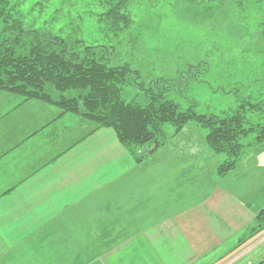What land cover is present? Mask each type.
<instances>
[{"label": "crops", "instance_id": "0c3cea01", "mask_svg": "<svg viewBox=\"0 0 264 264\" xmlns=\"http://www.w3.org/2000/svg\"><path fill=\"white\" fill-rule=\"evenodd\" d=\"M3 93L0 264L264 260V229L250 228L264 207V167L247 166V155L223 179L194 182L196 160L174 158L171 170L162 160L137 162L112 128L87 133L77 116L58 111L18 133L22 123L8 142L3 125L31 100ZM205 146L203 161L212 151ZM180 165L187 182L179 181Z\"/></svg>", "mask_w": 264, "mask_h": 264}, {"label": "rangeland", "instance_id": "374dc122", "mask_svg": "<svg viewBox=\"0 0 264 264\" xmlns=\"http://www.w3.org/2000/svg\"><path fill=\"white\" fill-rule=\"evenodd\" d=\"M6 5L7 14L18 18L21 26L17 27V34L19 30L23 34L20 45L24 41L28 48L35 41L64 45L81 57L106 52L108 66L130 71V82L123 89L126 102L145 105L148 92L160 84L169 85L166 95L177 109L193 106L202 114L233 109L248 93L264 97V0H8ZM115 9L120 10L117 16L106 14ZM3 19L0 38L4 39L8 33L3 30ZM46 89L55 98L59 95L50 85ZM237 89L242 91L236 99ZM85 91L70 90L64 95L75 97ZM30 100L3 125L6 141L15 140L22 123L18 133L38 125V116L57 114L49 102ZM83 122L88 132L95 126ZM206 129L189 121L178 131L167 123L156 139L122 145L137 162L143 159L141 163L152 160L154 165L162 160L171 165L174 158L196 160L190 171L194 182L204 178L212 182L210 179H223L235 170L239 160L224 167L227 156L212 148L207 160L198 158L205 151L203 146L207 148ZM245 151L240 160L247 155V166L264 167V141ZM182 165L179 181L187 182V168Z\"/></svg>", "mask_w": 264, "mask_h": 264}, {"label": "trees", "instance_id": "16d2710c", "mask_svg": "<svg viewBox=\"0 0 264 264\" xmlns=\"http://www.w3.org/2000/svg\"><path fill=\"white\" fill-rule=\"evenodd\" d=\"M7 1L0 0V19L5 18L1 22L8 33L7 38H0L1 90L23 100L36 98L49 102L59 114H76L95 124L90 131L111 127L123 145L156 139L164 124H171L179 131L187 122L194 121L207 128L209 147L227 156L224 167L237 162L250 146L264 141L263 96L243 94L233 109L220 114H202L193 106L177 109V104L166 95L169 85L160 84L148 92L145 105L126 102L123 89L130 82V71L108 66L104 59L106 52L81 57L64 45L47 46L38 41L31 42L29 48L25 41L20 45L18 40L23 34L21 30L17 34L18 18L7 14ZM119 11L110 10L106 14L117 16ZM48 85L59 93L57 98L47 91ZM82 89L86 91L75 97L64 95L67 91ZM238 91L242 90L237 89L236 99ZM251 134L253 138L248 140ZM256 219L257 228H263L264 208Z\"/></svg>", "mask_w": 264, "mask_h": 264}]
</instances>
